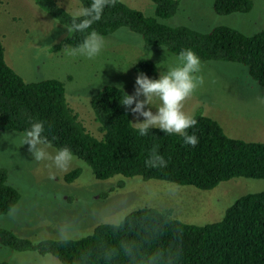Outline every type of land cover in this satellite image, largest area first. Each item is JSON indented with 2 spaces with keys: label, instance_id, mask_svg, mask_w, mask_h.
Segmentation results:
<instances>
[{
  "label": "trees",
  "instance_id": "16d2710c",
  "mask_svg": "<svg viewBox=\"0 0 264 264\" xmlns=\"http://www.w3.org/2000/svg\"><path fill=\"white\" fill-rule=\"evenodd\" d=\"M77 1L80 7L91 2ZM33 2L57 23L68 26L72 14L57 0ZM150 2L153 16L111 0L90 29L70 33L54 49L74 48L92 29L105 37L127 28L146 45L162 47L172 55L190 48L202 62L242 65L264 89V30L246 35L229 26L234 25L230 21L228 25L217 22L207 32L169 26L159 20L174 16L179 0ZM252 6V0H214L212 10L226 16L248 13ZM138 72L156 78L157 66L153 60L139 59L133 66L135 77ZM121 90L128 94L119 86L105 85L93 96L91 110L101 136L94 137L67 103L65 84L57 79L25 82L6 64L0 37V132L21 133L29 118L42 120L52 148L67 146L97 180L118 176L211 190L234 178L264 179V143L230 138L219 123L203 115H196V125L187 130L197 136L194 147L176 134L154 128L141 137L130 123L132 113L119 103ZM153 149L165 158V167L145 165ZM80 173L77 167L64 181L71 183ZM7 178V169L0 167V215L9 213L21 198ZM172 214L169 208L142 207L118 224L98 225L86 237L37 244L0 227V246L51 255L61 264H264V191L243 195L215 223L186 224Z\"/></svg>",
  "mask_w": 264,
  "mask_h": 264
},
{
  "label": "rangeland",
  "instance_id": "374dc122",
  "mask_svg": "<svg viewBox=\"0 0 264 264\" xmlns=\"http://www.w3.org/2000/svg\"><path fill=\"white\" fill-rule=\"evenodd\" d=\"M57 1L71 14L80 8L77 0ZM120 1L146 16H153L150 0ZM213 2L179 0L176 14L159 21L201 32L216 25H228L227 21L234 24L229 26L246 35L264 30V0H252L248 13L226 16L213 13ZM69 35L65 26L41 11L33 0H0V37L6 64L25 82L62 81L67 103L86 130L100 138L91 110L93 96L105 85L119 86L132 94L133 66L139 59L151 55L148 59L157 66V78L163 70V65L158 64L163 60L170 63L174 55L162 47L146 45L127 28L103 37L104 47L93 59L68 55L67 47L54 49ZM198 75L202 83L183 102V110L193 117L212 118L230 138L264 143V89L252 80L247 69L236 63L201 61ZM143 119L131 115V122ZM19 134L0 132V167L7 169V183L21 195L9 213L0 215V227L35 244L86 237L98 225L118 224L127 214L142 207L169 208L175 219L186 224H211L220 221L225 211L243 195L264 191V179L243 177L221 182L211 190L118 176L97 180L76 157L66 169L55 167L51 160H34L27 144L20 146ZM54 150L47 149L49 153ZM77 167L81 168L79 177L66 183L65 175ZM0 262L61 264L51 255L19 252L3 246H0Z\"/></svg>",
  "mask_w": 264,
  "mask_h": 264
},
{
  "label": "clouds",
  "instance_id": "9594fccd",
  "mask_svg": "<svg viewBox=\"0 0 264 264\" xmlns=\"http://www.w3.org/2000/svg\"><path fill=\"white\" fill-rule=\"evenodd\" d=\"M110 2L111 0H91L87 6L80 7L70 16V22L66 27L68 33H83L90 29L95 21L101 19L105 6ZM103 47V37L92 29L78 45L66 49V54H79L93 59L101 53ZM158 65H163V70L159 72L157 78L138 72L133 93L126 94L121 90L123 96L119 103L134 116L144 118L130 122L139 136L148 135L149 130L154 128L164 134H176L184 144L194 147L198 142L197 136L187 130L193 128L197 121L183 110V102L202 83V77L198 75L200 58L192 49L181 48L174 54L170 63L163 60ZM127 68L121 71H126ZM153 101L157 102L154 106H152ZM146 105L148 107H145ZM152 108L155 109L154 112ZM44 132L45 126L42 120L29 118L28 126L19 134L20 146L27 144L34 160H51L55 167L66 169L74 159L72 151L67 146H62L56 148L54 153H49L47 149L52 147V144ZM145 165L162 168L167 165V161L153 149L145 160Z\"/></svg>",
  "mask_w": 264,
  "mask_h": 264
}]
</instances>
